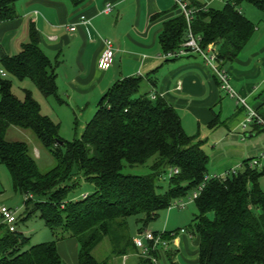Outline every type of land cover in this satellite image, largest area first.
<instances>
[{
  "label": "trees",
  "instance_id": "trees-1",
  "mask_svg": "<svg viewBox=\"0 0 264 264\" xmlns=\"http://www.w3.org/2000/svg\"><path fill=\"white\" fill-rule=\"evenodd\" d=\"M18 1L0 0V22L18 16ZM85 1L72 0L76 5ZM244 2L264 11V0H224L221 7L207 8L191 0L196 9L191 28L203 48L217 47V62L234 60L256 31V23L240 9ZM187 38L182 13L166 23L161 44L166 52L173 51ZM0 62L8 73L0 75V164L8 168L14 189L25 197L23 220L38 214L58 237L28 246L30 238L10 232L0 217V264H63L57 240L66 237L80 244L78 264H110L93 254L106 237L118 257L137 252L128 217L144 214L139 219L142 230L174 200L187 198L203 183L194 200L198 213L189 225L200 239L198 264H264L260 185L264 168L251 166L253 158L246 159L242 169L205 181L209 172L205 140L189 136L175 108L160 96L142 93V79L134 76L108 89L81 136L67 141L61 136V124L42 112L32 90H25L24 99L13 92L9 76L30 79L45 97L59 98L56 66L42 49L34 25L19 53L9 56L0 50ZM11 126L31 130L52 153L55 166L41 171L25 141L6 139ZM150 160L147 174L125 172ZM173 168L179 172L170 176L168 189L161 192L159 179ZM78 176L93 183L95 190L70 199ZM165 237L170 238L171 231ZM177 255L172 245L165 253L167 263L180 264ZM138 263L153 264L145 258Z\"/></svg>",
  "mask_w": 264,
  "mask_h": 264
},
{
  "label": "crops",
  "instance_id": "crops-1",
  "mask_svg": "<svg viewBox=\"0 0 264 264\" xmlns=\"http://www.w3.org/2000/svg\"><path fill=\"white\" fill-rule=\"evenodd\" d=\"M214 2L224 1L209 6ZM109 6L111 11L105 13ZM16 8V18L0 22V50L9 56L19 53L29 40L30 26L36 27L42 49L56 66L59 98L43 97L35 86L29 89L42 112L61 128L85 116L84 129L108 89L124 78L140 77L142 93L164 98L178 112L185 132L205 140L209 177L242 169L251 158H258L264 168V125L247 121L249 107L264 119V11L251 10L258 17L247 15L257 28L241 53L232 61L216 63L237 92L230 96L201 53L188 50L178 57L166 56L161 34L167 22L182 15L174 0H86L78 5L72 0H19ZM73 25L76 30L70 31ZM104 38H111L115 47L113 65L107 70L98 67ZM213 122L217 125L211 127ZM186 228L188 232L174 242L177 260L198 264L200 239ZM163 229L150 230L174 228ZM57 247L64 264H78L76 238L59 239ZM137 262V256L130 254L128 264Z\"/></svg>",
  "mask_w": 264,
  "mask_h": 264
},
{
  "label": "rangeland",
  "instance_id": "rangeland-1",
  "mask_svg": "<svg viewBox=\"0 0 264 264\" xmlns=\"http://www.w3.org/2000/svg\"><path fill=\"white\" fill-rule=\"evenodd\" d=\"M198 1L204 4L209 3L208 0H198ZM222 5L223 4L221 2H214L210 6L218 7ZM240 9L243 12L245 11L246 15L251 14L253 16H256V13H253L251 10H254V12H259V14H261L260 12H262L261 10L257 9L255 6L247 2H244L240 6ZM259 14L256 17L260 16ZM9 77L13 81V92L21 99H24L25 97V90H29L30 87L33 88L35 86V84L30 79L20 80L13 76H9ZM41 96L44 97V95L42 94ZM0 98H1V94H0ZM50 99L53 98L50 97ZM55 108H61V107L58 106ZM78 117L81 122L85 118V116L84 118L81 116ZM81 122L74 123L70 121L66 123L64 126H62L60 130L61 136L67 141H71L75 138L80 137L84 130ZM6 139L9 141H25L29 145L32 154L35 157L41 171L43 172L48 171L49 169L55 166L56 160L54 156L48 150V148H46L40 142V140L35 136V134L31 130L22 129L16 126H11L7 132ZM36 148H38V150L40 151L39 156L36 155L37 154ZM64 150H66V148H64ZM151 162L152 161L150 160L148 165H143L133 168L127 167L125 169V172L147 174L150 172L149 165L151 164ZM170 173L171 170L168 169L164 173L162 178L159 179V185H160L159 190L161 192L166 191L169 187V180L171 176ZM260 184L262 186L261 188L264 191V175L260 178ZM94 190H95V186L93 183H90L85 179H83L82 177L78 176V185L70 192L68 197L70 199H81L85 197L88 193H92ZM192 192L189 194V196H191ZM178 200H182V199H177L174 200L173 202L176 203ZM183 200L188 202L187 207H185V209H180L176 207V205H174L171 208L160 211L158 217L156 219H153L146 226L148 227L147 229L155 228L161 230L163 228L166 229V227H170V228L173 227L174 229L172 231H176L178 229L186 228L187 226H189L192 219L198 213V209L194 201H192L193 203H191L189 198L186 200L184 198ZM24 202H25V197L14 189L12 177L8 168L5 165L0 164V207L7 206L17 210L19 216V222L17 223V232L23 234L26 233L29 234L30 242L28 246L57 239L58 237L55 234H53L52 230L45 224V221L41 219L38 214L32 215L28 220H23L24 216H26ZM142 217H144V214L130 216L127 218L128 231L133 237L137 235L139 228L143 227L142 222L139 221V219ZM188 220L189 222H187ZM93 254L99 260H107L109 261L110 264H119V258L117 255H115L113 251V245L109 237L103 239V241L93 250ZM182 260H181L182 264H191L190 262L185 261L183 258Z\"/></svg>",
  "mask_w": 264,
  "mask_h": 264
},
{
  "label": "built area",
  "instance_id": "built-area-1",
  "mask_svg": "<svg viewBox=\"0 0 264 264\" xmlns=\"http://www.w3.org/2000/svg\"><path fill=\"white\" fill-rule=\"evenodd\" d=\"M174 1L181 9L187 21L188 38L185 42H183L180 45L178 49L167 52L166 56L167 57H178V56L186 54L188 50H193L198 53H201L206 58V60L213 66L221 87L225 91H227L230 96H236L237 92L234 90L232 84L230 83L228 73L225 70L220 69L219 67L216 66V63H217L216 48L212 44L209 45L206 49L203 48L199 42L200 37L194 34L191 28V22L196 12V9L194 7H191V5L189 4L187 0H174ZM208 1L209 3H206V6H205L206 8L209 6L210 2H213L216 0H208ZM219 1H224V0H219ZM111 9L112 8L110 6L106 7L104 12L109 13ZM83 22L87 23L88 20H83ZM75 30H76V27L74 25L70 27V31H75ZM114 58H115L114 42L111 38H104L103 39V49H102V52L98 60V67L101 70L109 69L113 65ZM0 75L3 77H7L8 75L7 71L2 66L1 62H0ZM239 99L245 106H247L243 98H239ZM249 109L251 110V112L247 118V121L250 123L255 119L257 123L264 125V119L260 118L257 115V113L250 107ZM251 166L260 167L261 162L259 161L258 158H254L251 161ZM178 172L179 170L177 168H173L171 169L170 175H173ZM208 178L209 176L206 177L205 181L208 180ZM204 185L205 183L201 184L197 188V190H195L191 194V196L189 197L191 202L194 201L195 198L198 197V195L204 188ZM187 204L188 202L182 199V200H178L176 203L173 202L169 208L176 205V207L180 209H184L185 207H187ZM0 217H1L2 223H4L7 226L10 232H13V233L17 232V223L19 222V216H18V212L16 209L7 207V206H1L0 207ZM187 232H188L187 228L178 229L176 231H171V237L166 238L165 237L166 231L155 232L147 228L139 230L137 235L133 238L135 247L137 249V252L135 253V255L137 256L138 259H141V258L150 259L153 264H162V263L168 264L166 257H165L166 251L172 245H174L176 238L180 234L187 233ZM155 253H157V255ZM129 257H130V254H125L121 256L122 264H128ZM136 264H140V263L137 262Z\"/></svg>",
  "mask_w": 264,
  "mask_h": 264
}]
</instances>
